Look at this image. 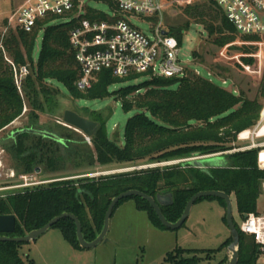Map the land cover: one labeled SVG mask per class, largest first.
Masks as SVG:
<instances>
[{"label":"trees","instance_id":"16d2710c","mask_svg":"<svg viewBox=\"0 0 264 264\" xmlns=\"http://www.w3.org/2000/svg\"><path fill=\"white\" fill-rule=\"evenodd\" d=\"M183 11L192 21L185 20L168 30L179 44L191 23L201 25L217 43L227 38L226 33L234 32L212 0L186 5ZM56 17L37 20L30 32L18 28L9 30L1 40L0 131L20 117L24 107L30 108L32 116L34 111L54 112L60 90L53 86V82L62 84L74 99H99L112 94L125 112L133 111V114L126 120L122 145L108 138L106 119L96 112L91 115V120L99 123V128L90 137L92 147L83 137L74 140L72 136L49 131L46 132L54 137L31 132L12 136L10 149L17 159L24 162L23 171H31L33 163L36 166L38 162L45 161L48 168H53L55 163L64 161V155L58 153L60 146L77 164L84 163L88 167L96 164L146 167L98 177L64 178L0 196V214L15 216V230L9 234L10 237L24 236L53 217L68 212L78 218L83 237L91 241L102 229L111 199L130 189L155 199L158 194L170 193L172 202L160 205L161 212L170 222L181 216L193 194L203 190L234 195L237 211L242 216L261 210L258 201L263 197L261 181L264 170L258 168L257 149L232 151L239 147L234 145L238 133L254 127L260 119L264 103L257 96L247 98L242 91L225 89L193 69L183 77H150L147 73L118 77L104 69L97 74V80L90 88L81 91L75 85L80 67L69 41V32L77 24L76 20L50 23ZM96 17L104 18V15L98 13ZM40 32L41 46L34 61V44ZM242 36L259 39L257 36ZM195 55L193 51L192 56ZM7 59L17 67L26 65L29 68V74L21 83L22 94L17 89L13 69ZM243 60L246 63L251 61ZM140 75L148 78L136 81ZM111 87L113 90L110 92ZM258 93L264 98V78ZM23 128L34 127L27 125ZM30 137L35 138L34 142L25 144ZM215 153H222L220 159H196L200 164L191 160L194 156ZM176 160L178 162L163 166L154 165ZM132 197L138 208L148 213L154 225L165 228L148 201L139 196ZM217 199L225 208L224 201ZM54 226L60 228L73 247L82 248L72 219L63 218ZM237 230L238 264H257V247L253 238L243 234L238 227ZM231 241L229 235L223 244L228 246ZM24 243L0 241V264H33L32 259L20 253ZM218 251L175 248L161 264H209ZM226 260L224 257L215 264H224Z\"/></svg>","mask_w":264,"mask_h":264},{"label":"rangeland","instance_id":"374dc122","mask_svg":"<svg viewBox=\"0 0 264 264\" xmlns=\"http://www.w3.org/2000/svg\"><path fill=\"white\" fill-rule=\"evenodd\" d=\"M24 1L0 0V46L3 36L9 30L14 29L8 23V17ZM201 1L203 0H194L193 3ZM88 6L109 16L113 13L106 2L90 0ZM185 6L184 3H174L165 10L162 19H159L164 30L168 31L171 27L178 26L185 20L192 21L184 14L183 8ZM127 19L147 36L153 37L152 27L148 21L130 15ZM67 20V17L61 16L54 18L50 23H61ZM157 21V18L153 20L154 23ZM226 35V39L217 43L213 36L207 35L201 25L191 23L188 30L183 32L179 57L187 62L189 69L198 71L202 77L210 78L225 89L242 91L247 98L257 96L259 101L264 103V98L258 93L261 80L264 78L263 42L261 39L243 37L234 32L226 33ZM41 38L42 32L39 33L34 44L32 54L34 61H36L39 53ZM193 51L196 52L194 57L192 56ZM244 58L251 61L246 63ZM147 78L146 75H140L136 81ZM221 79H225L226 83L222 84ZM53 86L60 90L54 112L34 111V116H36L34 117L30 115V108L24 107L22 115L0 131V196L10 191L23 189L24 187L12 188L10 186L24 182L21 178L24 175H27L29 179L31 176V181H46L47 183L64 178L74 179L89 175L98 177L140 167H122L115 164L108 166L96 164L93 167H88L84 163L80 165L67 156L64 148L60 146L58 153L64 155V161L55 163L53 168H48L45 161L38 162L36 166L33 163L31 171L24 172V162L15 157L10 145L13 143L12 133L27 125L57 135L72 136L74 140L83 137L88 146L92 147L90 138L88 141L83 133L62 123L63 111L66 109L73 110L88 119H92L91 115L94 112L100 113L106 119L105 127L108 138L118 145L123 144L124 126L133 111L125 112L120 101L115 99L112 94L99 99H74L69 96L62 84L53 82ZM111 89L113 90V88H110V92ZM34 140V137H30L25 141V144L30 145ZM247 142L236 141L234 145L241 146ZM232 151L236 150L233 149ZM221 154L215 153L207 156ZM203 157L206 156H194L192 159L196 160ZM167 163L169 162L154 165L163 166ZM230 200L233 222L239 227L242 215L237 211L234 195L230 196ZM258 202L259 208L262 210L263 197H260ZM224 217L225 208L217 198L203 197L192 205L187 219L179 228H161L150 221L145 210L138 208L133 197H129L116 205L109 219L105 240L95 247L90 249L73 247L64 238L60 228L54 226L37 239L25 242L20 247V253L32 259L33 264H161L166 255L175 248L219 249L215 259L209 263L215 264L230 255L229 252L226 254L227 246L223 244L230 235Z\"/></svg>","mask_w":264,"mask_h":264},{"label":"built area","instance_id":"2783aa9c","mask_svg":"<svg viewBox=\"0 0 264 264\" xmlns=\"http://www.w3.org/2000/svg\"><path fill=\"white\" fill-rule=\"evenodd\" d=\"M88 1L25 0L10 14L8 23L14 29L30 32L37 20L48 16H64L67 21L76 20L77 24L69 32V41L80 67V76L75 85L81 91L90 88L97 80V74L104 69L118 77L130 73H147L150 77H183L187 74L189 68L187 62L179 57L178 40L163 29L159 19H162L165 10L172 4L189 5L194 0H96L106 2L111 7L113 13L110 16L88 6ZM212 1L232 25L235 34L257 36L264 44V0ZM98 13L103 14L104 18L96 17ZM129 15L148 21L153 37L132 25L127 19ZM155 18L158 19L156 23L153 22ZM8 61L13 69L17 89L22 94L21 83L29 74L28 66L17 67ZM195 72L198 74V71ZM221 82L225 84L226 80L221 79ZM237 141L248 142L234 150L257 149V165L264 170V106L256 126L239 132ZM172 162L178 160L167 164ZM21 178L24 182L10 187L46 183L31 181V176L29 179L27 175ZM261 191L263 209L243 215L239 227L236 226L243 234L253 238L257 247V264H264V178Z\"/></svg>","mask_w":264,"mask_h":264},{"label":"water","instance_id":"95a60500","mask_svg":"<svg viewBox=\"0 0 264 264\" xmlns=\"http://www.w3.org/2000/svg\"><path fill=\"white\" fill-rule=\"evenodd\" d=\"M162 33H166V31H162ZM62 123L66 126L73 128L74 130L78 132L83 133L88 138H90L99 128V123H97L96 121L85 118L81 116L80 114H78L77 112L73 110H69V109H66L63 111ZM23 132H31L35 134H41L43 136L54 137V135H52L51 133L38 130V129H34V128L17 129L12 133V136L14 137L15 135L23 133ZM191 160H193L194 163L200 164L198 160H195L192 158ZM148 166H154V165H148ZM142 167H146V166H140L139 168H142ZM132 196H139L145 199L146 201H148L150 206L153 208L156 216L158 217L160 223L167 229L179 228L187 219L192 205L198 199H201L203 197H215V198L222 199L225 203V221L229 228L230 236L232 238V241L227 246V253L229 252L230 255L227 258L225 264H238L239 232L236 228V225L233 222L232 203L230 200V196L228 194H226L223 191H218V190H203V191H198L195 194H193L187 200L181 216L175 222L168 221L160 209V205L170 204L172 202V195L170 193L158 194L155 199L152 196H149L135 189H130V190L121 192L111 199L106 209V212L104 214L102 229L99 232V234L91 241H87L83 237L81 223L78 220V218L72 213H68V212L61 213L53 217L52 219H50L42 227L31 230L26 235L20 236V237H10L9 236V234L13 233L15 230V216L13 214H0V241L30 242V241L37 239L39 236L45 233L49 228L53 227V225L56 224L59 220L63 218H70L74 221L76 238H77V241L80 247L85 248V249L93 248L105 240V237L108 231V226H109V219L116 205L122 199L132 197ZM244 216H246V214H244Z\"/></svg>","mask_w":264,"mask_h":264},{"label":"crops","instance_id":"0c3cea01","mask_svg":"<svg viewBox=\"0 0 264 264\" xmlns=\"http://www.w3.org/2000/svg\"><path fill=\"white\" fill-rule=\"evenodd\" d=\"M212 157H216L217 159H220L219 158V155H211V156H206V158H212ZM218 161V160H217ZM93 172V171H91ZM226 254H227V250H226Z\"/></svg>","mask_w":264,"mask_h":264}]
</instances>
